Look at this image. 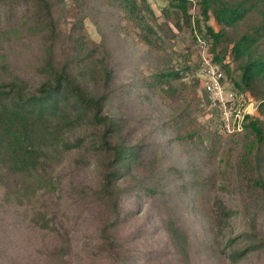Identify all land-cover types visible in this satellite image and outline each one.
Listing matches in <instances>:
<instances>
[{"label":"trees","instance_id":"obj_1","mask_svg":"<svg viewBox=\"0 0 264 264\" xmlns=\"http://www.w3.org/2000/svg\"><path fill=\"white\" fill-rule=\"evenodd\" d=\"M195 1V23L206 29L213 60L230 57L235 67L222 65L239 89L258 92L264 111V0H168L163 15L184 17L190 25L189 7ZM1 6L10 12L24 7V15H29L2 34L37 39L43 54L35 82L21 68L0 76V185L7 194L27 197L50 189L61 151L79 146L96 162L98 192L114 203L118 219L124 212L130 214L120 202L126 198L162 199L168 205L174 199L195 203L193 198H199L204 206L207 179L195 155L206 147L209 129L200 119L195 97L179 94V70L163 66L118 83L112 32L121 27L135 38L138 29L143 41L151 40L154 28L147 16L153 10L145 0H0ZM88 18L104 37L98 46L89 43ZM112 20L119 22L110 32L107 23ZM138 97L156 98L161 114L137 125L129 103ZM83 118L97 132L91 140L81 136L72 141L73 131L88 124ZM250 127L254 139L245 141L236 158V176L240 184L252 181L264 194V128L259 118H253ZM178 149L186 155L184 162L174 152ZM169 232L179 239L178 227L171 226ZM250 249L234 250L231 257L238 260ZM145 256L137 251L118 257L116 264H149L151 258Z\"/></svg>","mask_w":264,"mask_h":264},{"label":"rangeland","instance_id":"obj_2","mask_svg":"<svg viewBox=\"0 0 264 264\" xmlns=\"http://www.w3.org/2000/svg\"><path fill=\"white\" fill-rule=\"evenodd\" d=\"M145 2L153 10L147 16L154 28L151 40L143 41L138 29L135 38L125 35L121 27L113 33L112 27L119 20L107 23L112 32L118 83H128L163 66L179 70V94L195 97L202 113L200 119L209 129L206 147L195 155V162L207 179L204 206L200 207L199 198H193L195 203L174 199L170 205L162 199L126 198L120 202L130 214L124 212L118 219L114 203L98 192L99 170L91 153L86 147H68L55 161L50 189L18 197L7 194L0 185V264H116L118 257L137 251L151 258L149 264H264V194L252 181L240 184L235 171L243 144L254 139L251 120L259 118L264 128L258 92L241 90L234 84L231 73L222 65L223 61L235 67L230 57L213 60L206 29L201 30L195 23L196 1L189 7L193 19L190 25L184 17L163 15L162 8L168 0ZM23 11L24 7H17L14 12L0 7V76L21 68L35 82L41 71L38 65L42 62V43L2 34L4 28L28 20L29 15ZM212 25L217 28L213 21ZM85 31L89 43H102V33L89 18ZM205 57L222 68L228 88L242 93L245 118L241 129H237L235 117H227L228 113L225 116L202 87ZM84 87L90 88L87 84ZM129 104L134 108L137 125L154 120L162 110L154 97L142 101L134 98ZM224 118L229 119L230 129L234 130L224 126ZM82 120L86 122L87 118ZM96 132V126L89 121L70 137L72 141L81 136L91 140ZM174 152L184 162L185 153L179 149ZM261 158L264 176V149ZM173 225L179 228L178 240L169 232ZM246 246L252 249L240 259H232L234 250Z\"/></svg>","mask_w":264,"mask_h":264},{"label":"built area","instance_id":"obj_3","mask_svg":"<svg viewBox=\"0 0 264 264\" xmlns=\"http://www.w3.org/2000/svg\"><path fill=\"white\" fill-rule=\"evenodd\" d=\"M201 69V84L208 93L209 98L214 105L220 108L225 116L228 113L229 116L227 117H235L234 121L237 123V129H241L245 118L242 93L226 86L222 68L214 64L209 58H204ZM228 121L229 119L227 118L223 119L224 126L229 130H234L230 129L231 124Z\"/></svg>","mask_w":264,"mask_h":264}]
</instances>
